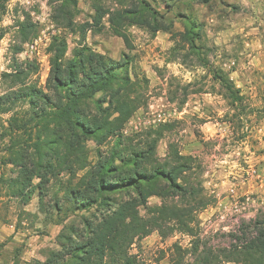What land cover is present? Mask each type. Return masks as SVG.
I'll use <instances>...</instances> for the list:
<instances>
[{
  "label": "rangeland",
  "instance_id": "obj_1",
  "mask_svg": "<svg viewBox=\"0 0 264 264\" xmlns=\"http://www.w3.org/2000/svg\"><path fill=\"white\" fill-rule=\"evenodd\" d=\"M77 1V14L73 21L75 25H80L90 20L94 13L91 5L97 0ZM148 1L165 17L164 23H172V30L170 33L159 31L152 34L145 27L128 26L126 34L132 44L131 50L125 48L121 38L112 34L107 16L102 20L100 32L93 34L88 30L85 39L81 40L78 32L63 29L54 22L55 1H7L0 20V96L23 85H34L45 91L50 71L48 47L55 36L66 40L67 56L81 42L114 60H119L122 54L127 55L130 77L138 86L141 105L122 126L121 135L134 138L163 125H171L172 128L164 132L157 144V158H165L169 144H175L181 155L193 159V181L198 182L196 188L200 196L211 201L206 207L193 211V236L178 230L171 232L173 223L163 224L160 231L154 230L134 240L128 250L129 255L135 258L137 264H171L173 249L177 245L185 252L181 264H197L198 258L209 252L219 255L216 264H235L225 260L222 255L240 249L255 238L264 225V218L241 221L238 227H233L229 232L214 233L209 230L207 234L202 233L201 219L215 206L210 192L213 187L207 186V181L219 187V183L226 179L227 172L233 168V157L228 152L236 143L244 140L254 145L255 133L249 131L257 123L264 125V1L261 4L258 0L260 4L243 7L228 5L227 0H209L206 4L195 0ZM100 3L111 10L119 6L117 0H101ZM185 18L193 21L200 33V39L195 40L198 54L191 52L187 44L180 41L179 34L184 31ZM25 22L32 25L33 30L23 41L19 30ZM178 43L184 48L176 49ZM203 60L207 64H203ZM18 69L24 72L25 78L22 83L12 85L11 78L3 75L15 73ZM216 69L227 74L240 92L243 97L241 107H232L224 91L212 80L210 70ZM7 107V112H0V160L8 159L4 149L12 140L23 147L30 144L27 136L21 132H15L13 137L5 135L11 118L24 120L29 116L27 102L19 101ZM158 115L165 122L159 123ZM130 121L138 131L125 135L123 130L129 129ZM229 125L231 127L228 129ZM219 134L229 141L225 146V163L214 150ZM86 144L88 159L93 164L97 160V150L105 154L112 148L113 140L100 147L90 140ZM246 157L249 164L262 161L261 157L255 155ZM82 174V171L78 172L77 176ZM15 177L12 165L0 164V178L7 180ZM65 178V175L59 177L62 180ZM52 186L50 194L43 198L45 206L53 204L55 189ZM128 196L110 195L122 200ZM180 200L179 197L150 196L146 208L140 206L137 212L140 217L147 218L152 215L149 210L160 207L163 201L179 205ZM61 204L68 206L63 202ZM40 210L36 197L27 205H22L19 199L6 193V187L0 188V264H26L34 260L30 256L32 249L35 255L40 253L44 256L40 260L43 261L47 251L56 250V236L54 242L43 241L52 232H49L48 226L56 224L47 222ZM104 211L93 208L89 213L68 214L67 223L73 220L79 222L82 215L93 219V215Z\"/></svg>",
  "mask_w": 264,
  "mask_h": 264
},
{
  "label": "trees",
  "instance_id": "obj_2",
  "mask_svg": "<svg viewBox=\"0 0 264 264\" xmlns=\"http://www.w3.org/2000/svg\"><path fill=\"white\" fill-rule=\"evenodd\" d=\"M7 1L0 0V20ZM53 1L56 2L53 20L57 26L78 32L84 40L88 30L93 34L101 31L102 20L107 16L112 34L122 39L127 50L132 49L126 34L128 26L145 27L152 34L170 33L173 27L172 23H164L165 17L148 0H117L119 6L112 10L97 0L91 5L94 13L90 20L80 25L73 21L77 0ZM31 30L33 26L28 22L21 24V40H27ZM179 38L191 52L198 54L195 40L200 39V33L193 21L185 18ZM179 48L184 46L178 43L176 49ZM48 52L50 71L45 91L23 85L0 96V112H7V106L19 101L27 102L30 108L24 120L8 121L5 135L13 137L15 132H21L30 144L23 147L12 140L5 147L8 159L3 158L0 164L12 165L16 177L0 178V188L6 187V193L19 199L22 205L36 197L46 221L61 225L56 250L47 251L43 261L34 259L26 264H137L128 253L130 246L134 240L160 231L163 224L173 223L171 232L178 230L193 236V211L211 201L200 196L196 188L193 159L181 155L175 144H169L165 158H157V144L171 125L134 138L121 135L122 126L141 105L138 86L130 77L129 57L122 54L119 60H114L82 42L67 56L66 40L60 36L52 38ZM210 71L228 103L241 107L243 97L228 75L219 69ZM3 77L11 78L12 85H16L23 82L25 75L18 69ZM89 140L98 147L113 140V146L105 154L97 150V160L92 164L87 155ZM81 171L83 174L78 177ZM61 175L66 178L59 179ZM51 184L55 190L53 204L48 207L43 198L50 194ZM112 194L129 196L122 200L110 197ZM154 195L179 197L180 204L163 201L160 207L149 210L151 216L140 217L137 208H146L148 197ZM62 202L68 206L64 207ZM93 208L105 211L93 215V219L82 215L79 222L67 223L68 214L89 213ZM184 253L175 245L171 264H181ZM218 257L209 252L198 258L197 264H216ZM222 257L235 264H264V225L246 245Z\"/></svg>",
  "mask_w": 264,
  "mask_h": 264
},
{
  "label": "built area",
  "instance_id": "obj_3",
  "mask_svg": "<svg viewBox=\"0 0 264 264\" xmlns=\"http://www.w3.org/2000/svg\"><path fill=\"white\" fill-rule=\"evenodd\" d=\"M158 122H165L158 115ZM129 129L123 130L127 135L137 132V126L130 121ZM231 126H227L229 129ZM254 132V145L244 140L236 143L228 154L233 157L232 171L227 172L226 179L217 184L207 181V186H212L211 197L215 199V206L211 207L208 215L202 218V233L229 232L233 227H238L241 221H250L264 218V125H257L249 131ZM217 146L214 150L221 155L222 162L225 163L227 157L226 137L219 134L216 136ZM219 147H221L219 149ZM261 157V162L249 164L246 156ZM257 158V159H258ZM210 178L212 175L209 176Z\"/></svg>",
  "mask_w": 264,
  "mask_h": 264
},
{
  "label": "crops",
  "instance_id": "obj_4",
  "mask_svg": "<svg viewBox=\"0 0 264 264\" xmlns=\"http://www.w3.org/2000/svg\"><path fill=\"white\" fill-rule=\"evenodd\" d=\"M264 0H260L261 4L263 3ZM221 2H224V1H221ZM228 3V5H233V4H238L240 6H254L256 4H260V2H258V0H227L225 1ZM157 10L159 11V9L157 8ZM256 42H261V41H256ZM264 44V43H263ZM49 232H50V236L48 237H45V239H43L44 242H46L47 240H51L52 242H54V239H55V236H57V234L59 233V230L61 229V226H52V225H49ZM32 259H38V260H42L44 256H42V254H36L35 255V250L32 249L31 251V255Z\"/></svg>",
  "mask_w": 264,
  "mask_h": 264
}]
</instances>
